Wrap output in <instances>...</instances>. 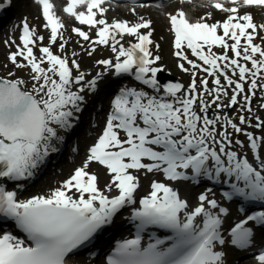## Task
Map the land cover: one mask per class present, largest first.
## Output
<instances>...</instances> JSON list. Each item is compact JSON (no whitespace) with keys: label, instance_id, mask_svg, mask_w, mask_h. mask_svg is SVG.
Segmentation results:
<instances>
[{"label":"snow or ice","instance_id":"snow-or-ice-1","mask_svg":"<svg viewBox=\"0 0 264 264\" xmlns=\"http://www.w3.org/2000/svg\"><path fill=\"white\" fill-rule=\"evenodd\" d=\"M104 2L67 0L63 11L79 24L95 29L97 38L93 45L110 44L116 54L115 62L103 59L98 64L114 69L117 74L134 73L135 80L152 89V93L135 87L121 88L112 100V112L103 133L89 149L83 166L49 194L20 199L17 191L6 190L0 183V219L12 221L14 228L26 234L25 238H19L12 231H2L0 264H66V257L111 223L125 205L137 203L134 194L140 181L130 170L159 171L169 181L201 176L219 181L224 175L236 181L230 185L232 190L224 193L227 199L236 196L258 201L264 208V159L260 155L264 137L246 131L243 125L250 120L243 114L238 116L239 123L227 115L210 118L208 114L213 104L217 109L239 105L242 112H251L255 90L264 88V83H258L264 81V43L255 42L257 39L264 42V36L260 35L264 24L257 26L250 12H242L244 7L264 8V0H228L229 6L225 0H212V6L226 14L223 21L213 23L203 17L191 22L183 10L169 15L175 56L193 69L187 88L182 83L161 84L158 80L157 74L163 69L156 66L160 56H154L149 48L152 31H141L150 29L151 20L141 17L134 24L126 20L109 23L102 18L107 11L102 6ZM38 3L46 21L44 27L50 29L49 46L39 48V57L35 54L37 40L44 37H37L36 29L25 21L19 37L22 43L8 56L17 68L30 67L31 79L35 81L32 90L24 89L23 79L0 77V178L11 181L32 176L49 154L50 141L57 136L51 125L70 127L73 111H79L84 100L81 82H85V73L79 71V63L54 54L51 47L59 37L63 52L67 41L60 29L64 24L51 0ZM5 6L0 4V8ZM72 31L83 40H90L88 31L79 27ZM125 35L135 37L137 42L125 47L117 38ZM214 46L223 52L217 54ZM185 49L202 63L190 59ZM45 62L47 67L42 66ZM179 67L189 71L183 63ZM73 69L78 72L75 76ZM197 70L206 74L199 83ZM209 77L214 87H209ZM98 78L99 74L86 81L87 87L94 90ZM74 83L81 85L78 91L71 89ZM221 120L224 130L217 132L216 125ZM256 120L255 128L264 127V121L259 117ZM229 127L247 137L250 152L260 162L259 169L247 156L232 150L233 132L228 131ZM235 143L244 146L239 139ZM92 161L106 166L112 174L106 188L108 192L115 188L117 195H106L98 187V176L87 170ZM189 170L192 176L187 174ZM228 213V208L220 207L207 193L200 194L197 206L189 209V202L173 187L153 181L151 191L139 200V206L131 214L132 220L138 221L137 235L120 242L107 264H224L225 253L215 250L217 243L223 246L230 242L247 248L253 243L256 225L264 229V210L252 211L234 225H228L226 240L222 228ZM250 221L255 224L249 226ZM152 226L170 230L172 235L161 239L153 233L150 242L142 246L140 234ZM166 241L170 243L166 245ZM256 261L264 264V251L256 256Z\"/></svg>","mask_w":264,"mask_h":264},{"label":"rangeland","instance_id":"rangeland-1","mask_svg":"<svg viewBox=\"0 0 264 264\" xmlns=\"http://www.w3.org/2000/svg\"><path fill=\"white\" fill-rule=\"evenodd\" d=\"M1 1V0H0ZM7 1V0H5ZM30 1L31 0H10V2H7V5L4 7V11H8L10 12L11 9L15 10L16 14L20 15L22 17L21 20H27V22L29 23L30 27H34L33 24L31 25L30 23V18H31V12H30ZM188 2V9H189V13H190V19L191 22H196L197 20L203 18L207 19L208 23H213L216 21H223L226 18V14L223 13L222 11L215 9L212 6V0H186ZM190 1V2H189ZM192 1V2H191ZM194 4H197V8L194 6ZM225 4L226 6H229L228 4V0H225ZM165 7V6H164ZM162 9V8H161ZM173 10L171 9V12ZM242 12H250L253 16V18L255 19V24L257 26L264 24V8L262 7H258V6H251V7H247L242 9ZM209 13L211 15H209ZM128 20L130 19L131 22H139L141 17H143L144 19H149V17H147V14H142V15H132V14H124ZM13 17V16H12ZM59 17L61 18L62 22L66 23V19L65 17H67V15L65 13H61L59 15ZM163 18L165 20V23L168 24V16H164ZM13 19V18H12ZM36 22V20H34V23ZM4 23V22H3ZM0 26V76L4 77V78H9V79H23L26 83L23 86L25 90L31 91L32 90V85L33 83H35V81H33L31 79L32 75L30 73V67H24V68H17L15 65H13L11 63V61L8 59V56L10 55L11 52H14L15 50H17L16 45L21 44L22 42L19 39V36L21 35L20 33L18 34V32H14V31H8L5 32V24H3ZM72 23L66 25V31L64 33V40L66 39L67 44H65V48L63 50V52H61V49L59 47L60 43H62L63 41L59 40L57 41L55 44L51 45L52 50L54 52V54L57 55H64L67 56L69 58V60L71 61L72 59H76L77 63H79L80 65V72L85 73V75H87L90 71L94 70L93 74H92V78H89V80L96 78L99 75L106 73L108 70L110 69H106L104 65L98 64L97 61L99 60H103V59H108L111 56H114V52H112L111 47H101L100 44H92V41H94V33L93 30H87L90 34V40L89 41H85L83 40L82 37H77V36H72L71 39L69 38V32L70 29L69 27L71 26ZM82 26V25H79ZM152 26V25H151ZM37 30H36V36H43L44 39L42 40H37V54L38 57L41 55V53L39 52V48L43 47V46H49L50 43V29L45 28L43 25H36ZM45 28V30H44ZM154 30L152 29L153 33H152V37H154V43L152 44V51L154 52V56L158 55L160 56V60L156 62V66L159 67H164L166 72H171L172 76L177 78L178 80L184 81L186 83V87H188V85L191 83L192 80V67L191 65H188L186 61H183L181 59H179L178 57L175 56V52L176 49L174 47V38H171L170 35L168 34V32L163 29V27H153ZM151 29V28H150ZM170 33H173L171 31V27L169 28ZM143 31H147L146 29ZM219 34H222L221 30H218ZM260 35L264 36V30L260 31ZM132 43L136 42V38L132 37L131 39ZM256 43H264L262 42L260 39H257L255 41ZM39 44V47H38ZM159 45V47L157 48L156 46ZM129 46V45H128ZM93 47L96 49L95 51H93ZM186 53L189 55L190 59L195 60L197 63H202L198 60V58L193 57L191 55L190 50L185 49ZM213 51L216 52L217 54H220L223 52V49L220 48L219 46H214L213 47ZM35 52V51H34ZM89 52H91V55H89ZM73 53H75V56L73 55ZM229 56H232V52L230 51V54H228ZM171 60V61H169ZM170 62V63H169ZM244 61L241 60V63H243ZM95 63H97V68L94 67ZM183 63L185 65L186 68L189 69L188 72L183 71L180 67L179 64ZM249 66H250V62H249ZM44 67H47V65H45ZM94 67V68H93ZM92 68V69H91ZM13 73V76H9V73ZM78 74V72H77ZM76 74V75H77ZM231 75V73H229ZM206 74L203 71L197 70V83H199L200 78H203ZM211 77H209V87H214V85L211 84ZM222 83H223V79H222ZM258 83H264V81H258ZM82 85V82H81ZM71 89L73 91H78L79 90V85L78 84H73L71 86ZM143 89L145 91H148L150 94L152 93V89L148 88H144V86L142 84H140V87H138V90ZM90 88L87 87L86 90H84L83 93H81V95L84 96V99L87 98V92L90 94ZM246 90H247V85H246ZM162 94V91H161ZM109 98V96H108ZM107 98V99H108ZM242 99V98H241ZM210 101V100H209ZM224 103H227V100H224ZM262 105H264V88H257L255 90V95L252 98V102H251V108L252 111L251 112H247V111H241V108L239 105L234 106L231 108V111H229L230 108H223L220 109L222 110V112H219L215 105L213 104L211 107L214 108L215 110V116L216 115H220L221 117H223L224 115L229 116L230 118H232L235 122L239 123L238 121V116L240 114L245 115L249 120L250 123H246L245 125H243V127L246 129V131H251L253 132V134L255 136H261L264 137V127L262 128H255V124L257 123L256 117H259L261 121H264V107H262ZM82 106V105H81ZM217 132L223 131L224 130V125H223V120H221L218 123V127H217ZM229 132H233V130L229 127L228 128ZM90 135V133L88 134ZM87 133L85 135H83V133L77 134V136H75V139H78L77 137H82L84 138V143H86V136H88ZM122 137V135H121ZM217 139H219V136L217 137ZM239 139L241 141L244 142V146L241 147L239 145H237L235 143V140ZM71 146V144L68 142V144H66V151L68 152L69 147ZM85 146V144H84ZM232 150L237 151L239 154L244 155V152H246L247 154V150L248 148V142H247V137L244 134H237L233 132V144H232ZM264 153V148H261L260 150V155H262ZM61 154L59 153V156ZM80 156V155H79ZM252 159L255 160V156L252 153ZM55 155H52V158L54 159ZM262 157V156H261ZM262 159V158H261ZM256 162H259L257 160H255ZM96 161L94 163L91 164V167H97L96 166ZM260 163V162H259ZM48 161L44 162V165H42V169L40 170V174L44 173L47 171V165ZM71 164L67 167V168H63L61 173L59 172V167L57 168V175L61 174L63 175L62 177L68 179L69 176H71L75 170H72V168L68 171V169L70 168ZM102 169L104 168L105 171V167L106 166H100ZM78 168V165H77ZM50 169H48L49 171ZM90 173H92L93 169L92 168H88L87 169ZM65 174V175H64ZM154 174L150 173L149 177L152 176ZM147 178L146 182L149 183V187H150V183L153 182L154 180L158 179V177H151V178ZM43 174L39 176L38 179L43 180ZM99 182V181H98ZM51 189V188H49ZM250 258H254V257H250ZM249 259V257L243 258L242 260H246ZM236 261V259H235ZM234 263V260H231L232 264Z\"/></svg>","mask_w":264,"mask_h":264},{"label":"bare ground","instance_id":"bare-ground-1","mask_svg":"<svg viewBox=\"0 0 264 264\" xmlns=\"http://www.w3.org/2000/svg\"><path fill=\"white\" fill-rule=\"evenodd\" d=\"M5 2L7 3V1L1 0L0 4L5 3ZM51 2L53 3L54 11L56 12V14L58 16L64 12L63 9L67 4V0H51ZM30 5H31L30 6V12H31L30 13L31 14L30 22H31V25L33 24V26H34L33 28H35L37 30L36 25L40 24V25L44 26L46 23V21L44 20L43 14H42V6L38 3V0H31ZM102 6L105 9H107V11L104 13L102 18L108 19L109 22H112L113 20H128L124 14H132V15L147 14V17H149L148 20H151V22H152L151 23L152 27H156V28L157 27H163V29H165L168 32V34L170 35L171 38L174 37V33H170V30H169V28L171 26L169 17H168V24H166L165 20L163 18V15L169 16L170 14L176 13L177 9H181L186 13L187 18L191 21L189 9H188V2L186 0H171L168 4L163 5V6H152L150 4L114 3V2H110V3L104 2V4ZM194 6L197 8V4H194ZM244 8H247V7H244ZM171 9L173 10L172 12H171ZM65 14L68 16V19H70L71 22H73V23L77 22L74 17L69 16L67 13H65ZM3 19H4V17L0 16V23L2 22ZM34 20H36L35 23H34ZM254 21H255V19H254ZM63 24L65 26V23H63ZM44 30H45V28H44ZM60 32L64 33V28L60 29ZM71 37H72V35L70 34L69 38L71 39ZM117 38H119V37H117ZM131 38H132V36L125 35L123 37L124 42H121V43H123V44L127 43L128 44L131 41ZM36 47H37V45H36ZM36 47L34 48V51H35V54L38 56ZM149 48L151 50V45H149ZM228 54H230V51L228 52ZM18 60H20V62H22V63H26L25 61H23L22 58H18ZM111 60H113V62H115V56H113L111 58ZM169 61H171V60H169ZM45 65H47L46 62L42 66H45ZM94 67L97 68V63H95ZM93 72H94V70L90 71L87 75H85V82H82V85L84 86V90L87 89L86 81H88L89 78H92ZM30 73L33 74L31 72V70H30ZM76 74H77V71L75 69H73V76H75ZM110 79H107L105 82L109 83L108 80H110ZM80 87H81V85H79V88ZM97 94H98V91L93 90L91 96L94 97V96H97ZM207 99L211 100L210 97H207ZM96 102H97V100H95L94 104H96ZM81 105L84 107L83 111H82V113H84L86 111L87 104L80 102L79 107ZM74 111H73V117H74ZM75 114H76V111H75ZM51 126L56 129L57 136L52 138V140L50 141L49 154L43 159V161L46 160L47 158H51V156L54 152H59V149H57V148L62 145V143L58 144L57 141L55 142V140L59 136V134H58L60 132L59 130L62 127H60L59 125H56V124H52ZM81 126H80V128H81ZM63 128H62V130H63ZM68 128L69 127H66L65 129H68ZM80 128L76 127V125H75L73 127V129L71 130V132L69 133V135H67V131H66L65 139L68 137H73L74 134L76 133V131ZM96 141H97V137L91 136L88 140L87 145H93L96 143ZM248 148L249 149L247 150L248 151L247 154H246V152H244V155H243V153L240 155L241 156H247L249 158L250 162H252L253 165L259 169L260 163L256 162L254 159H252V156H251L252 153L250 152L249 144H248ZM85 150H86V147L83 145L81 147V151L83 152V155L75 158V162L73 163L72 167H74L76 165H78V167L83 166L85 160L87 159V156L90 154L87 150L86 151ZM262 159H264V153L262 154ZM92 163H94V161L90 162L89 167L93 169L92 173H95L98 176V181H99L98 187L101 190L105 191L106 195H109V196L117 195L118 191L115 188H113V190L111 192H108L107 188H106V185L111 183L112 174L109 173V171L107 170L106 167H105V171H104V168L102 169L100 167L101 164H99V162L95 163L97 167H94V168L91 167ZM41 168H43V167L41 166V163H40L39 166L33 170L32 176L26 177V178L19 180V181H11V180H7L6 178L1 179L0 181H4L7 183H11V184L16 183L21 187H25L31 182L32 187H34V189H35L36 186H38V184L40 182V179H38L39 178L38 174H39V171ZM130 171L132 172L133 175L138 176L139 181H140V186L137 189L136 193L134 194L136 201L138 202V205H139V200L151 191V188L148 186L149 183L146 182V180L149 177V174L154 172V174L152 176H150L149 178L158 177L159 179H162L163 181L167 182L169 185L179 184L180 188L178 190V194L180 195V197L182 199H185L189 202V209L197 206L199 193H194V191L189 190L181 182L167 180V178L164 177L162 172H159V171L148 172L145 169H141L139 171H137V170H130ZM61 179H63V177H60V176L55 177V178L49 180L48 183L46 184V186H44V187L41 186V187H39V189L30 190L28 192H26L25 190H21L20 194L24 195V196L26 195L27 198H30L33 195H47L52 191V190L49 191L48 187H50L54 181L61 180ZM197 179H198V177H197ZM185 184L187 185V182ZM197 186L201 187L200 184H198ZM120 216H121V210L119 211V213L116 216L113 217V220H112V223L114 224L113 228L107 230V233L99 240L98 244L101 248L106 246L107 240L109 237H113L122 231L121 228H119L121 225L119 223V217ZM23 234H25V233H23ZM263 235H264V233L257 235V237H254L253 243L251 245H249L247 248L241 249V251L244 253V252L248 251L249 249L253 250V249L257 248L259 246V244L261 243V237ZM231 259H232V261L234 260V263H232V264H257L256 258H249L246 260H241L239 262H236L234 257L232 258L231 256H229L224 261V264H227L228 263L227 260H231ZM81 264H87V263L82 262ZM89 264H105V263L103 260L97 259L95 261H91Z\"/></svg>","mask_w":264,"mask_h":264},{"label":"water","instance_id":"water-1","mask_svg":"<svg viewBox=\"0 0 264 264\" xmlns=\"http://www.w3.org/2000/svg\"><path fill=\"white\" fill-rule=\"evenodd\" d=\"M159 80H160V83H162V84L169 83L168 81H173V82H178V83H182L183 85H185L181 80H178L177 78L173 77L172 75H168V74L162 73V72L159 74ZM213 114H214V111L212 109L209 111L210 118H213ZM216 127H217V125H216ZM174 190H176V189L174 188Z\"/></svg>","mask_w":264,"mask_h":264}]
</instances>
